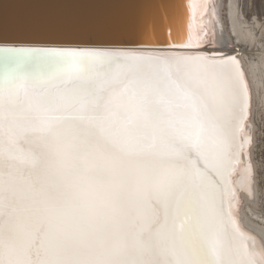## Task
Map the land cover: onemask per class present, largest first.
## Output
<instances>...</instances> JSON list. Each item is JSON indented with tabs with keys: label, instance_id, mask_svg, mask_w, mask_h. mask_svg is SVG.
I'll return each instance as SVG.
<instances>
[{
	"label": "snow or ice",
	"instance_id": "snow-or-ice-1",
	"mask_svg": "<svg viewBox=\"0 0 264 264\" xmlns=\"http://www.w3.org/2000/svg\"><path fill=\"white\" fill-rule=\"evenodd\" d=\"M0 51V264H264L229 204L251 107L234 57Z\"/></svg>",
	"mask_w": 264,
	"mask_h": 264
},
{
	"label": "water",
	"instance_id": "water-1",
	"mask_svg": "<svg viewBox=\"0 0 264 264\" xmlns=\"http://www.w3.org/2000/svg\"><path fill=\"white\" fill-rule=\"evenodd\" d=\"M189 0H0V49L120 48L159 53H196L174 47L188 41ZM145 17L138 39L128 31ZM210 57L213 54H208ZM217 58L225 57L216 55ZM0 57H6L0 51Z\"/></svg>",
	"mask_w": 264,
	"mask_h": 264
},
{
	"label": "bare ground",
	"instance_id": "bare-ground-1",
	"mask_svg": "<svg viewBox=\"0 0 264 264\" xmlns=\"http://www.w3.org/2000/svg\"><path fill=\"white\" fill-rule=\"evenodd\" d=\"M188 31L189 40L201 42L199 47H187L196 53L216 54L234 57L244 74L249 87L251 107L244 131L240 133L241 143L248 142L239 153V163L230 177L234 198L229 200L233 216L239 227L249 237L250 249L264 251V217L258 204L256 164L253 160L255 144V111L261 106L264 117V23L254 19L248 22L240 10L239 0H189ZM210 21V23H209ZM188 41L184 42L187 45ZM245 47V51H240ZM30 66L32 71H40L47 62L45 57L18 58ZM10 58L0 57V81L3 80L5 64ZM264 153V145H263ZM251 169V194L245 190V169Z\"/></svg>",
	"mask_w": 264,
	"mask_h": 264
},
{
	"label": "rangeland",
	"instance_id": "rangeland-1",
	"mask_svg": "<svg viewBox=\"0 0 264 264\" xmlns=\"http://www.w3.org/2000/svg\"><path fill=\"white\" fill-rule=\"evenodd\" d=\"M240 10L243 17L248 22L254 19L264 23V0H239ZM240 51H245V47H240ZM255 144L253 149V160L256 164V183L258 186V204L261 215L264 217V117L261 106L255 111Z\"/></svg>",
	"mask_w": 264,
	"mask_h": 264
}]
</instances>
